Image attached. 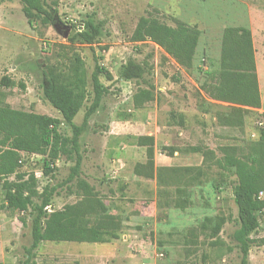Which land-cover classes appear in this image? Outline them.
Wrapping results in <instances>:
<instances>
[{
    "label": "rangeland",
    "instance_id": "374dc122",
    "mask_svg": "<svg viewBox=\"0 0 264 264\" xmlns=\"http://www.w3.org/2000/svg\"><path fill=\"white\" fill-rule=\"evenodd\" d=\"M41 6V12L26 13L21 0H0V104L59 118L60 134L69 136L70 124L43 97V74H64L73 58L83 60L87 97L72 120L76 125L92 102L95 62L112 78L100 76L106 93L79 137L77 178L70 180L74 160L64 155L50 161L45 173L48 155L22 154L16 174L24 179L33 174L37 191L26 210L7 207L0 179V264H22L44 188L52 189L44 209L62 210L86 200L79 179L91 189L99 215L116 217L118 237L104 243L42 241L35 264H240L232 237L238 227L236 176L220 160L228 146L233 152L256 147L264 111H243L241 105L211 98L207 89L218 72L222 29L245 26L264 103V0H45ZM142 15L198 27L192 66L179 65L151 40H133ZM88 16L101 23L92 44L77 35ZM129 60L145 65L144 79L120 77ZM138 88L149 89L153 98L136 106ZM140 136L153 138L149 177L135 172L147 159L148 144ZM258 198L264 200V193ZM255 215L258 227L250 235L247 264H264V206ZM217 224L218 233H212Z\"/></svg>",
    "mask_w": 264,
    "mask_h": 264
},
{
    "label": "trees",
    "instance_id": "16d2710c",
    "mask_svg": "<svg viewBox=\"0 0 264 264\" xmlns=\"http://www.w3.org/2000/svg\"><path fill=\"white\" fill-rule=\"evenodd\" d=\"M26 13L30 10L41 12V4L45 0H21ZM53 21L54 15L47 14ZM101 34V23L88 16L78 32L81 41L92 44ZM200 30L196 25H190L175 19L174 25H169L151 15L138 18L132 33L135 41L151 40L164 49L179 65L192 66L195 50L198 44ZM218 72L215 80L209 85V96L215 100L225 101L249 108H262L258 82L255 73V55L252 35L245 26H225L221 33ZM146 67L142 63L129 60L122 68L120 77L124 79H144ZM100 76L110 80L112 77L105 68L95 62L90 74V84L93 93L91 104L85 110L80 125L72 123L87 97L88 78L83 60L73 58L64 74H43L41 88L43 97L60 113L62 119L70 124L72 134L63 136L58 130L59 118L15 109L6 104H0V179L4 193V201L8 208L26 210L32 204V197L37 194L36 179L33 174L24 179V174H16L20 166L22 154H45L49 160L44 164L45 173L50 171L49 163L58 156L64 155L74 160L70 180L77 178L81 164L79 153V137L85 130L89 117L98 109L104 94L105 86ZM153 93L149 89L138 88L133 96L137 106L142 101H149ZM264 119V112L262 113ZM140 141H147L146 162L136 164L135 172L149 177L154 168L153 138L140 136ZM256 147L248 151L233 152L235 148L228 146L220 160L222 167L233 170L236 183L233 187V200L237 209L238 227L233 231V240L240 252V264H247L249 249L252 244L250 235L258 227L256 211L264 206V200L258 198V193L264 189V130H261ZM141 169V170H140ZM16 174L15 180H8ZM83 190L85 201L68 205L62 210L47 212L44 207L49 204L52 189L44 188L40 194L41 202L35 206L36 213L29 224L31 242L25 247V258L22 264H35V250L42 241H69L86 243H104L117 238L119 222L112 214L99 215L95 198L87 183L77 180ZM100 206V204H99ZM101 210L104 207L100 206ZM104 212V210H103ZM99 215L95 221L90 220ZM206 228V227H204ZM219 225L212 228V233H218Z\"/></svg>",
    "mask_w": 264,
    "mask_h": 264
},
{
    "label": "built area",
    "instance_id": "2783aa9c",
    "mask_svg": "<svg viewBox=\"0 0 264 264\" xmlns=\"http://www.w3.org/2000/svg\"><path fill=\"white\" fill-rule=\"evenodd\" d=\"M19 162H21V160ZM263 193H264V191H261V192H259V195L263 194ZM44 208L47 209V205Z\"/></svg>",
    "mask_w": 264,
    "mask_h": 264
},
{
    "label": "water",
    "instance_id": "95a60500",
    "mask_svg": "<svg viewBox=\"0 0 264 264\" xmlns=\"http://www.w3.org/2000/svg\"><path fill=\"white\" fill-rule=\"evenodd\" d=\"M67 35V32H64V36H66Z\"/></svg>",
    "mask_w": 264,
    "mask_h": 264
},
{
    "label": "crops",
    "instance_id": "0c3cea01",
    "mask_svg": "<svg viewBox=\"0 0 264 264\" xmlns=\"http://www.w3.org/2000/svg\"><path fill=\"white\" fill-rule=\"evenodd\" d=\"M65 242H69V241H65ZM70 243H72V242H70ZM74 243V242H73Z\"/></svg>",
    "mask_w": 264,
    "mask_h": 264
}]
</instances>
